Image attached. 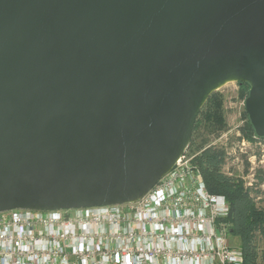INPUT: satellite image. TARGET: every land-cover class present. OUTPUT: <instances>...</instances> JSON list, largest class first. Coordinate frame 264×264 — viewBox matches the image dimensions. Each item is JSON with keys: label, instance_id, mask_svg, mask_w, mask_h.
<instances>
[{"label": "water", "instance_id": "obj_1", "mask_svg": "<svg viewBox=\"0 0 264 264\" xmlns=\"http://www.w3.org/2000/svg\"><path fill=\"white\" fill-rule=\"evenodd\" d=\"M238 82L264 137V0H0V212L142 198Z\"/></svg>", "mask_w": 264, "mask_h": 264}, {"label": "built area", "instance_id": "obj_2", "mask_svg": "<svg viewBox=\"0 0 264 264\" xmlns=\"http://www.w3.org/2000/svg\"><path fill=\"white\" fill-rule=\"evenodd\" d=\"M227 151L233 175L237 150ZM193 157L187 148L131 203L0 212V264H243L226 220L230 205L209 192Z\"/></svg>", "mask_w": 264, "mask_h": 264}, {"label": "trees", "instance_id": "obj_3", "mask_svg": "<svg viewBox=\"0 0 264 264\" xmlns=\"http://www.w3.org/2000/svg\"><path fill=\"white\" fill-rule=\"evenodd\" d=\"M241 96L247 98L250 85L240 83ZM247 122L243 134L237 137L238 142L243 139L252 144L264 142L259 137L246 112ZM224 110V97L219 91L214 92L200 110L189 143L194 148L193 162L199 166L209 192L225 196L230 213L226 220L229 223L231 236L239 240L243 252V264H264V247L261 240L264 238V167L255 169L252 184L246 183L242 176L232 175L226 170L228 164L227 147L209 143L210 135H220L227 129ZM198 138V142H196ZM248 153H243V175L250 173L251 163ZM260 158V150L252 153ZM230 169L233 170V167Z\"/></svg>", "mask_w": 264, "mask_h": 264}, {"label": "rangeland", "instance_id": "obj_4", "mask_svg": "<svg viewBox=\"0 0 264 264\" xmlns=\"http://www.w3.org/2000/svg\"><path fill=\"white\" fill-rule=\"evenodd\" d=\"M224 97V110H225V117L227 122V129L223 130L220 135H210L209 136V143H215L218 145H222L228 147L229 151L232 149H236L237 152L234 155V159L230 160L229 167H233L231 173L233 175H243L244 171V163L243 157L241 154L248 153V159L251 166H254V170L259 167H264V142H262V146L258 144H249V140L245 139V145L242 144V141L238 142L237 137L243 134V128L247 122L246 117V98L241 96V89L238 83H229L218 90ZM198 138L196 142H198ZM242 149V150H241ZM260 150L261 156L260 158L256 157L253 158L252 153ZM194 148L188 146V153L189 155H195ZM238 157V158H236ZM246 183L251 182V177H245ZM264 189V186H263ZM231 242L234 245L239 244V240L233 236H231ZM261 245L264 247V238L261 240Z\"/></svg>", "mask_w": 264, "mask_h": 264}]
</instances>
